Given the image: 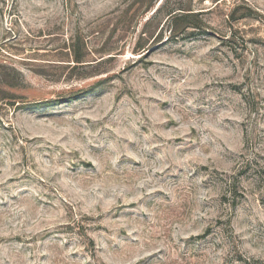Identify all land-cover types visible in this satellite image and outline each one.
I'll use <instances>...</instances> for the list:
<instances>
[{
  "label": "rangeland",
  "instance_id": "rangeland-1",
  "mask_svg": "<svg viewBox=\"0 0 264 264\" xmlns=\"http://www.w3.org/2000/svg\"><path fill=\"white\" fill-rule=\"evenodd\" d=\"M0 264H264V0H0Z\"/></svg>",
  "mask_w": 264,
  "mask_h": 264
},
{
  "label": "trees",
  "instance_id": "trees-1",
  "mask_svg": "<svg viewBox=\"0 0 264 264\" xmlns=\"http://www.w3.org/2000/svg\"><path fill=\"white\" fill-rule=\"evenodd\" d=\"M174 13V11H171L170 14ZM190 13H183V12H178V13H175V14H172V16L177 19L179 17H182V18H185L187 16H189ZM77 61H80V58H76Z\"/></svg>",
  "mask_w": 264,
  "mask_h": 264
}]
</instances>
